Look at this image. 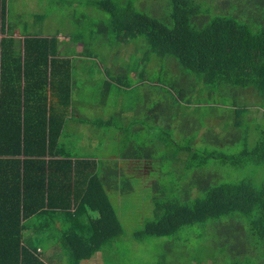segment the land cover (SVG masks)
I'll return each instance as SVG.
<instances>
[{"label":"trees","instance_id":"obj_1","mask_svg":"<svg viewBox=\"0 0 264 264\" xmlns=\"http://www.w3.org/2000/svg\"><path fill=\"white\" fill-rule=\"evenodd\" d=\"M226 1L170 0L164 18L138 10L131 0L88 2L107 14L94 21L90 33L120 43L140 39L156 62L151 129L133 139L124 133L120 157L159 163L150 187L151 214L132 233L136 241L182 239L188 228L200 226V254L174 256L185 264H264V179L258 181L251 168L264 166V0ZM8 6L9 0H0V264H48L39 243L49 235L68 239L66 264H82L97 250L105 257L113 250L115 262L118 255L126 259L127 230L105 185L130 194L134 182L116 163L102 180L95 162L83 178L71 159H55L63 118L47 107V93L51 89L69 104L72 61L60 57L64 42L57 35L25 33L17 48ZM59 61L67 66L56 74ZM133 69L122 67L121 81ZM206 106L217 122L208 120ZM57 163L67 165L58 175L51 171ZM170 174L176 179H168ZM96 185L103 192L89 191ZM34 226L36 236H46L36 237V244L25 234ZM230 227L242 246L230 243ZM217 233L227 236L215 251Z\"/></svg>","mask_w":264,"mask_h":264},{"label":"crops","instance_id":"obj_2","mask_svg":"<svg viewBox=\"0 0 264 264\" xmlns=\"http://www.w3.org/2000/svg\"><path fill=\"white\" fill-rule=\"evenodd\" d=\"M13 25L14 28L12 29L11 35L16 41L17 48H20L25 36L24 34H29L31 32H23L18 28L17 24L13 23ZM68 43V40L65 41L62 44V47H58V49L60 51V57L69 58L72 61L70 64L72 70L71 100L69 104L66 105L59 101V98L55 93L51 92V89H48L47 93V107H50L54 114L62 116L63 118L62 133L59 137L58 144L52 149L53 156H55V159H71L74 162L73 165H76L77 171L80 172V176L83 178L87 176L86 174H88L93 167H95L93 162L96 163L95 170L100 176H102V180H104V174L108 172L107 169L113 168L114 165L117 164L119 169H122L123 172L133 180L134 187L130 192L135 193L137 191L136 179L133 178L132 175L136 174L131 173L132 171L127 173L124 166L132 165L134 162H138L139 164L143 163L145 165H147L148 161L158 163V161L151 159L120 157V145L122 137L124 136L123 134L127 133L128 137L129 135H132L131 138L133 139L136 132L146 131V127L151 129L153 123L152 78L148 80L146 71H144V79H141L138 83L136 82V79L139 78L138 73L141 74L142 70L147 69V61L137 63L135 65L136 70L133 69L134 71L129 74V77L121 81L120 67H117L113 63L107 67L112 70L111 77L108 73L102 71L104 68L100 63L89 61V56L87 55L81 56V58H78L77 60L73 59V56L80 54L73 53L70 49L66 51ZM66 66L67 64L62 61L55 63L56 74L65 71ZM128 66L133 67L132 64L128 63L124 68H127ZM139 66H141V68H139ZM5 73L9 75V73L13 72L5 71ZM5 77L6 76L3 73V78ZM140 77H142V74ZM107 78L109 80H107ZM130 78L133 80L131 85L128 80ZM99 79H102L104 83L99 87L98 94H90L91 88L97 89L96 82ZM114 79L117 81H114ZM8 84L10 83L5 82V85ZM137 84H139V94L130 100L131 103H128V100L126 97L124 98V96L132 97L131 94L137 90ZM112 87H115V92L111 89ZM116 94L119 95L115 99L114 96ZM39 97L42 102L45 101L41 95H39ZM208 112V106H206L207 117ZM209 115L212 117L210 112ZM78 160L89 162L82 163L78 162ZM65 164L66 163H57L54 166L52 165L51 171L55 174L57 172L56 175L61 174V166L63 167ZM65 167H67V165H65ZM154 179H152L151 182H153ZM151 184L148 189L151 187ZM82 188L86 189L88 188V185L85 184ZM105 188L110 195V201L116 211L120 223L122 224L118 210L115 206V201L128 194H122L119 185L118 188H115L114 185L113 187L105 185ZM60 189L61 188L57 189V191L53 193L58 194L61 192ZM86 191L87 190H85V192ZM89 191L103 192V186H101V190H99L96 185L95 188L92 190L90 188ZM90 212H92V215L97 214L92 211V209H90ZM25 234L29 236L32 235L35 244L36 237L39 238L38 241L46 239V236L42 234V232L39 236H36L35 226L32 230L25 231ZM66 242H68L66 237H53L52 235H49L48 241H41L39 243V252L43 253L48 264H66L68 254L63 246ZM106 256L107 257L103 255L102 251L97 250L90 258L84 260L82 264H105L106 260H110L111 258L114 259V251L112 250V253Z\"/></svg>","mask_w":264,"mask_h":264},{"label":"rangeland","instance_id":"obj_3","mask_svg":"<svg viewBox=\"0 0 264 264\" xmlns=\"http://www.w3.org/2000/svg\"><path fill=\"white\" fill-rule=\"evenodd\" d=\"M90 0H9L8 18L11 23L17 24L18 28L23 32L38 33L42 35L56 36L59 41H70V50L73 53L80 55L73 56L77 60L81 56H89V61L97 62L102 65L105 71L112 77V70L107 67L111 63L117 67H124L126 64H132L133 68L137 63L147 62V79L150 80L158 73V69L154 68L156 62L151 59V52L148 53L142 48L140 39H134L131 42H119L118 39L107 37L103 33H90L93 28L94 21L104 19L107 14H104L95 7L88 6ZM135 7L147 13L148 15H159L166 17L169 12L167 7L170 0H131ZM222 0H209V2H218ZM224 2V0H223ZM227 1L225 0V5ZM97 29V27H95ZM75 35H81L83 38L79 42L72 41ZM141 68V66H139ZM158 71V72H157ZM124 77V76H122ZM107 80H109L107 78ZM114 81H117L114 79ZM103 80L99 79L97 89L91 88L90 94H98L99 87L103 84ZM115 92V87L111 88ZM110 92V90H109ZM139 91H135L130 96H124L131 103ZM141 94V92H140ZM119 94H116V99ZM96 96V95H95ZM140 98V97H139ZM250 102H256L257 97L253 94L249 95ZM127 102V101H126ZM138 103V102H137ZM254 105V106H253ZM252 110H257L255 103L251 106ZM135 117V115H134ZM208 117L211 123L217 122L216 118ZM230 152V151H229ZM167 164V163H166ZM166 167V165H164ZM127 173L136 174L132 175L136 179L137 191L132 194L124 195L115 201V206L118 210L123 227L127 230L122 245L129 255L126 259L118 258L115 262L114 259L108 260L107 264H185V260H180L177 254L190 255L195 254L198 256L204 245V239L201 238V228L198 225L188 228V231L182 233L181 238H150L145 242H138L132 236L136 229H141L144 226L145 217L151 214V205L148 195L151 194V188L148 189L152 183V179L157 176L158 163L148 161L147 165L143 163L134 162L132 165H125ZM257 172V180L264 179V166L256 167L251 166ZM240 170V169H238ZM249 171L248 168L244 169L237 176H244L245 172ZM168 179L175 180L176 175L170 174ZM167 180V179H166ZM148 194V195H147ZM228 237L231 239L230 243L239 244L242 246L243 241H238V238L232 230V227L227 229ZM227 236L226 234H216L213 240L212 249L216 251L219 249V244L222 242L221 237ZM241 236V234H240ZM184 237L189 238L183 239ZM242 237V236H241ZM204 238V237H203ZM223 243L226 241L223 240ZM166 256V258H164ZM215 257H210L209 261L221 262V260H214ZM218 258V257H217ZM106 264V263H105Z\"/></svg>","mask_w":264,"mask_h":264}]
</instances>
